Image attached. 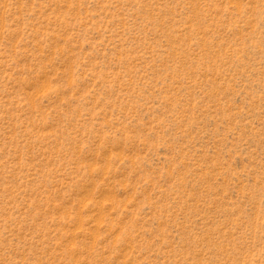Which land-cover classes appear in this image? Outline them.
I'll return each instance as SVG.
<instances>
[{
	"label": "rangeland",
	"instance_id": "1",
	"mask_svg": "<svg viewBox=\"0 0 264 264\" xmlns=\"http://www.w3.org/2000/svg\"><path fill=\"white\" fill-rule=\"evenodd\" d=\"M0 264H264V0H0Z\"/></svg>",
	"mask_w": 264,
	"mask_h": 264
}]
</instances>
